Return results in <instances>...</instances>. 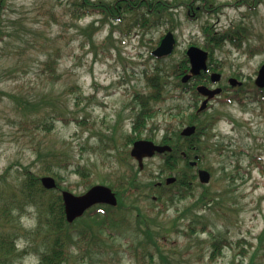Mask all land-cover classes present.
I'll use <instances>...</instances> for the list:
<instances>
[{"label":"rangeland","instance_id":"374dc122","mask_svg":"<svg viewBox=\"0 0 264 264\" xmlns=\"http://www.w3.org/2000/svg\"><path fill=\"white\" fill-rule=\"evenodd\" d=\"M71 1L7 0L3 13V29L9 36L0 41V174L11 167L7 185L21 198L13 214L22 228L17 247L28 251L20 260L23 264H37L35 253L44 248L43 235L34 234L39 202L25 201L20 193L25 169L39 177L46 176L47 169L58 172L61 185L76 195L101 181L117 186L123 174L138 170L136 161L128 157L120 162L111 150H125L124 137L132 131V96L148 92L146 72L157 65L170 66L189 46L200 47L205 39L201 27L206 21L215 30L244 23L250 43L264 48V0L253 10L225 7L217 17L193 18L186 9L174 11L179 23L174 31L175 54L158 63L150 53L168 25L145 33L134 30L124 37L120 27L110 30L96 16L71 17ZM214 58L220 65V84L236 74L250 84L264 63V49L251 55L246 47L239 51L226 45ZM175 82V77H168L163 101L144 135L157 127L159 140L186 125L179 123L176 114L179 109L184 115L191 111L192 94L175 91ZM73 85L79 90H71ZM250 97L244 106L216 100L208 110L221 116L200 141V167L214 170L205 185L214 194L213 206H197L194 197L169 205L153 199L156 195L141 187L122 196L124 210L118 214L126 220L120 229H112V237L105 234L104 243L94 241L91 235L85 240L77 233L79 239L71 243L66 264H147L146 256L137 261L133 252L152 247L151 239L160 244L170 264H249L254 248L258 250L254 264H264V240L260 243L264 228V109ZM49 123L53 126L47 131ZM160 162L158 157L144 161V168L137 173L143 185L158 181ZM78 165L88 167L91 174H78ZM202 190L196 186L195 195ZM190 222L198 230L195 235L189 234ZM84 225L82 218L76 228L81 230ZM204 225L211 234L200 232ZM214 235L226 243L216 262L210 263ZM241 249L249 250L248 254L242 255ZM154 264H161L158 256Z\"/></svg>","mask_w":264,"mask_h":264},{"label":"trees","instance_id":"16d2710c","mask_svg":"<svg viewBox=\"0 0 264 264\" xmlns=\"http://www.w3.org/2000/svg\"><path fill=\"white\" fill-rule=\"evenodd\" d=\"M263 0H232L231 2L216 3L214 0H73L68 3L69 14L75 19H81L86 16H96L99 22L108 26L110 30L121 28L122 35L128 36L132 31L139 30L142 33L148 32L152 28H156L160 25H168L167 31H174L179 23H176L174 19V11L179 9H186L187 15L189 13L195 14L196 17L218 16L219 13L225 7L247 8L248 10L255 9ZM7 0H0V41L5 40L9 34L3 29V13L6 8ZM198 2L199 5L195 6ZM204 34V42L202 48L209 52V71L217 70L214 66L216 61L214 58L217 50H222L227 44L231 45L235 49L241 51L244 47L247 48L249 54L261 52L264 48L258 47L250 43L249 28L248 25L238 22L230 25V27L224 30H215L208 21L201 27ZM90 37V34H89ZM161 39V38H159ZM159 40L156 42L158 45ZM51 57L48 58L50 60ZM160 61H157V63ZM47 68L52 71L53 67L51 63H48ZM155 66L150 73H145L146 89L147 93L134 92L132 96L133 103V121L132 131L124 137V151L117 150V147H112L111 151H116L119 157V161L124 163L129 157V147L132 143L139 139L154 140L157 134V127L152 129L145 135L143 132L146 130L148 121L154 119L155 114L158 113L157 106L163 101L166 91V83L169 76L175 77L174 83L175 91L180 93L186 92L189 88L193 95V103L189 108H193V112H189L184 115L183 109H179L176 116L181 124L186 122L187 125H194L195 133L188 138L181 137L179 130H172L169 135L164 134L160 140V144H166L171 147V152L160 155V164L156 172L157 177L161 182L158 186L157 183L149 181L148 184L143 185L138 180L137 171H133L132 175H122L120 183L114 186L112 183H108L109 187L115 192L118 204L116 207H110L107 205H97L89 209L83 217L75 220L69 224L65 220L63 202L61 197V191L67 189L61 185V175L58 172H52L47 169L45 173L51 175L56 179L57 187L54 191H46L40 184V177L25 169L22 173V188L21 195L26 200H38L40 205V212L38 216V226L34 231L35 235L40 233L43 235L44 246L41 252L35 253L38 256L37 264H66L67 252L71 248V243H74L79 239L77 233L83 235L87 240L88 235H91L94 241L104 243V235L109 237L113 236L112 229H119V226L125 222V217L120 216L119 211L124 209L121 203V198L124 195H131V192L138 191L143 187L146 192L149 191L150 195H156V200H165L169 205H173L175 201H181L189 197H194L197 206L202 208H210L215 203L214 194L207 191L206 187L196 183L197 176L193 173L192 168L188 165V160L192 159V155L199 154L201 152L200 139L203 135L208 133L216 126L221 119L219 114H211L208 111H204L201 114H196L197 98L198 95L194 90V86L202 82L207 78L205 73H202L199 77L194 78L193 84H182L180 82L181 77L185 74V70H188V61L185 55H182L181 59L174 61L167 69ZM71 90L78 91L79 87L73 85ZM251 95V101L258 103L262 109H264V88L258 89L253 82L245 83L242 87L236 88L232 93H223V98L219 100L223 104L232 105L239 104L245 105V99ZM252 102V103H253ZM211 108V106H210ZM52 123H49V127L45 126V130L49 131L52 127ZM102 142V140L100 141ZM184 152L186 157L184 158L181 153ZM111 154V153H108ZM124 155V157H123ZM11 167H7L2 174H0V264H23L20 262L21 258L27 254V250H19L16 247V239L21 234L22 228L20 225H16V218L13 212L17 211V205L20 202V196L15 193L14 188L11 185H7V178ZM212 174L214 170L212 167L206 168ZM225 167L221 169L223 172ZM78 174L82 176H89L91 170L82 165H78ZM77 172V171H76ZM224 175H226L224 173ZM165 176H174L175 182L171 185L164 184ZM106 183V181H102ZM196 186L202 187L200 194L195 195ZM204 191H207V193ZM51 192L53 194L48 197H44V194ZM152 192V194H151ZM217 195V193H216ZM33 202V201H32ZM85 219V225L81 230L76 228V223ZM45 225L41 232L42 225ZM189 234L195 235L197 231L192 226L191 222L188 224ZM92 230V232H91ZM200 232H211L209 228L204 225ZM211 234V233H210ZM26 235V233H25ZM77 239V240H76ZM264 240V228L260 233V243ZM226 243V240L222 237L214 235L211 242V253L208 261L215 263L217 258L221 255L222 247ZM152 247L144 246L139 250L135 248L133 256L138 261L141 257H147V264H154L156 257L161 260V264H170L168 259L163 255L160 244L152 240L150 241ZM253 245H250L252 247ZM155 247V249H154ZM249 250L241 249L242 255H247ZM258 250L254 248L249 264H254V258L257 256ZM264 258V253L262 254ZM232 264H242L235 263Z\"/></svg>","mask_w":264,"mask_h":264},{"label":"water","instance_id":"95a60500","mask_svg":"<svg viewBox=\"0 0 264 264\" xmlns=\"http://www.w3.org/2000/svg\"><path fill=\"white\" fill-rule=\"evenodd\" d=\"M175 44L176 41L173 34L171 32H167L162 38L159 46L152 52V55L156 58L167 57L172 54ZM186 56L189 61L190 69L189 74L182 78V83H186L192 76H197L201 72L207 70L208 53L206 51L197 47H190L186 52ZM210 79L213 83L218 82L220 80V75L217 73L212 74ZM229 82L232 85L238 84L235 79H230ZM254 83L258 88H264V64L258 70ZM196 90L200 95L206 97L199 107L198 112L203 111L206 108L208 101L221 92L220 88L209 89L206 86H198ZM194 132L195 127L188 126L182 130L181 135L189 137ZM169 151L170 148L168 146H159L155 145L151 141L139 140L133 143L130 156L136 159L139 167L142 168V161L144 158L152 157L155 153L162 154ZM198 178L200 183L208 184L210 174L205 170H200L198 172ZM40 182L47 190H51L56 187L55 180L49 176L42 177ZM173 182L174 178H170L167 179L166 184H171ZM62 200L65 218L68 223H72L76 218L82 216L85 211L95 204H108L111 206L116 205L115 195L108 187L102 185L94 186L86 193L79 196L64 191L62 192Z\"/></svg>","mask_w":264,"mask_h":264},{"label":"flooded vegetation","instance_id":"af4514ba","mask_svg":"<svg viewBox=\"0 0 264 264\" xmlns=\"http://www.w3.org/2000/svg\"><path fill=\"white\" fill-rule=\"evenodd\" d=\"M221 85H222V88L225 89V90H228L229 88H231V86L228 84V78H226V79L224 80V82H223ZM203 99H204V98H201V99H200V102H201ZM191 163H192V159L188 161V165L191 166ZM196 167H197V165L194 166V168H196Z\"/></svg>","mask_w":264,"mask_h":264}]
</instances>
